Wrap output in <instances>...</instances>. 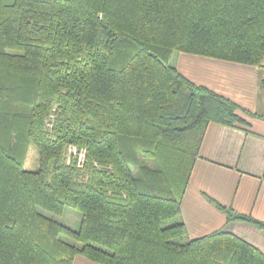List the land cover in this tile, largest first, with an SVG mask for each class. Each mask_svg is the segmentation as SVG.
Listing matches in <instances>:
<instances>
[{
	"label": "trees",
	"instance_id": "trees-1",
	"mask_svg": "<svg viewBox=\"0 0 264 264\" xmlns=\"http://www.w3.org/2000/svg\"><path fill=\"white\" fill-rule=\"evenodd\" d=\"M176 52L262 65L264 0H0V264H264L234 233L187 238L208 124L256 114ZM68 206L77 229L54 216Z\"/></svg>",
	"mask_w": 264,
	"mask_h": 264
},
{
	"label": "crops",
	"instance_id": "crops-1",
	"mask_svg": "<svg viewBox=\"0 0 264 264\" xmlns=\"http://www.w3.org/2000/svg\"><path fill=\"white\" fill-rule=\"evenodd\" d=\"M172 63L193 81L207 85L255 113L245 129L210 122L182 201L188 239L222 229L264 253V228L228 220L218 204L264 221V60L251 65L176 52ZM72 264H101L78 255Z\"/></svg>",
	"mask_w": 264,
	"mask_h": 264
},
{
	"label": "rangeland",
	"instance_id": "rangeland-1",
	"mask_svg": "<svg viewBox=\"0 0 264 264\" xmlns=\"http://www.w3.org/2000/svg\"><path fill=\"white\" fill-rule=\"evenodd\" d=\"M12 1V0H8ZM25 168L28 170H38L40 167V152L38 147L31 143L28 149L27 157L25 160ZM50 215H54L48 212ZM59 221L71 226L72 228H79L82 221V213L73 208V207H66L64 212L61 215H54ZM170 220L169 222H171ZM174 221V220H173Z\"/></svg>",
	"mask_w": 264,
	"mask_h": 264
},
{
	"label": "built area",
	"instance_id": "built-area-1",
	"mask_svg": "<svg viewBox=\"0 0 264 264\" xmlns=\"http://www.w3.org/2000/svg\"><path fill=\"white\" fill-rule=\"evenodd\" d=\"M82 155V154H81Z\"/></svg>",
	"mask_w": 264,
	"mask_h": 264
}]
</instances>
